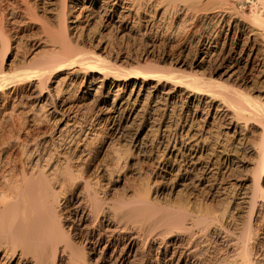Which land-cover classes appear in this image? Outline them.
<instances>
[{
	"label": "bare ground",
	"instance_id": "obj_1",
	"mask_svg": "<svg viewBox=\"0 0 264 264\" xmlns=\"http://www.w3.org/2000/svg\"><path fill=\"white\" fill-rule=\"evenodd\" d=\"M13 10L43 35L23 57L33 66L11 73L12 48L26 39L11 35ZM216 20L246 26L254 42L242 76L227 58L231 73L264 82V0H0V149L16 151L0 160V264H198L223 240L234 255L214 264H260L264 91L202 69L222 29L198 35L190 72L140 64L152 47L126 66L115 54L117 39L143 29ZM31 110L51 128L31 132L20 117Z\"/></svg>",
	"mask_w": 264,
	"mask_h": 264
},
{
	"label": "rangeland",
	"instance_id": "obj_2",
	"mask_svg": "<svg viewBox=\"0 0 264 264\" xmlns=\"http://www.w3.org/2000/svg\"><path fill=\"white\" fill-rule=\"evenodd\" d=\"M21 7H24L23 5H20ZM16 10V9H15ZM52 10V9H51ZM14 11V10H13ZM53 11V10H52ZM17 13V14H16ZM40 13L41 14H43V15H45V13L48 15V16H50L52 13H55V12H49L48 10L44 13L42 10H40ZM10 15H8V18H10V19H14L15 18V20H16V22L14 23L15 24V26H14V24H11L10 26V29H11V35L13 36V37H17L18 38V36H21V37H19V38H22V40L24 41V39H25V41H24V43L22 42V44H21V46L20 47H18V48H16V49H14V48H12L13 50H12V53H11V56H10V60H12V64H11V66H9V68H7V71H9V72H11L12 70H14V69H16V67H17V69L19 68V67H21V69H22V67L23 68H26L29 64V66L30 67H32L33 65L31 64V62H33V60L34 59H32L31 57L33 56V54L31 55V57L29 56V58L32 60H30V59H28V60H30L31 62L30 63H28V62H26L25 64H24V59H23V57L25 56V55H29L31 52H32V49L33 48H31V47H33L32 46V41H31V39H32V37L33 36H37V35H39L40 34V36H41V34L43 35V31L40 29V31H37V28H38V26H37V28H35V29H32L34 32H32V31H30L31 29H26V27L24 28V25H19L18 23H20V22H18L19 20V13H18V11L17 12H12V11H10V13H9ZM16 15V16H15ZM18 16V17H17ZM51 17H53L52 15H51ZM54 18V17H53ZM247 19V20H246ZM251 19V17L249 16V15H246L245 16V20L247 21V22H249V20ZM51 20V22L53 23V26H50V28H51V30L52 31H58L57 30V25H56V23L54 22L55 20L54 19H50ZM54 20V21H53ZM45 20L43 19V18H41V20L38 22L39 24V26L40 25H42L43 24V22H44ZM217 21V20H216ZM131 22H132V19H131ZM218 23V25H216ZM217 23L215 22V24L213 25V24H211V25H206V24H204V25H202L201 23H200V25L199 24H197V26H194V25H192L190 22L188 23L187 22V24H188V26L190 25V27H188L187 26V24H185V25H181L179 28L178 27H176V29H175V27H173V28H170L169 30L167 29H158V28H148V29H146V30H142L143 32H145V33H143V35H131L130 37L128 36V37H125V38H119V41H118V39L116 40V44H115V48L117 49H115L116 51H115V54H117V53H123V54H121V56L119 55V57L120 58H124V60H121V65H122V62H123V66H126V63H127V61L126 60H128L129 62H135L136 61V59H138V54L140 55V57L139 58H141V57H145V55H144V52L146 51V50H144V49H147V52L149 51V49L151 48L152 50H150L149 51V54L147 55L148 56V58H150V59H152V60H150V59H148L147 58V56L145 57V58H147V60L149 61V62H145V61H141L140 62V64H151L152 63V65L153 64H155V61H156V63L161 67V69L160 70H169V69H172V68H174V69H176V68H178V69H181V71L183 70L182 68H186V70H185V72L186 71H189L190 70V63H192L193 61H194V59L193 58H196L195 57V51L194 50H196V42H195V40H197V37H198V35L199 34H204V33H207V32H209V31H211V30H220V29H222V28H220L221 26L219 25V22L217 21ZM14 28H13V27ZM185 26V27H184ZM192 26H194V27H192ZM201 26V27H200ZM203 26V27H202ZM217 26V27H216ZM228 25H226V26H224L223 27V29H222V31H221V33H220V36H219V42L217 43L218 45H217V47H216V51H215V53L213 52L211 55H209V58H211L208 62H206L204 65H206L205 67H203L202 69H208L207 71L208 72H211L212 74H213V76L216 78V79H219V80H221V81H223V82H225V83H228L229 84V82H230V84H231V86L233 85V79L235 80V79H237V85H236V83H234V85L235 86H232V87H236V86H241L240 88H243V89H241V91L243 90V91H245L246 92V89L245 88H247V93L248 92H250L251 94H253L254 92V94L255 95H260V92H262V91H264V82L262 81V79L260 78V76H258V74L256 73V72H254V71H252L253 73H255V74H250V75H248L249 77L245 80L244 79V83L242 82V71L245 69V64H246V59H248V57H249V52H250V50L252 49V46L254 45V42H253V40H252V38H250L251 36L250 35H248V34H250L249 32V29H247L246 28V26H240V27H234V29L232 28H230L231 29V31L230 30H228V27H227ZM21 27V28H20ZM56 27V28H55ZM214 27V28H213ZM219 27V28H218ZM181 28V29H180ZM211 28V29H210ZM13 29V30H12ZM20 29V30H19ZM149 29H151V30H149ZM154 29V30H153ZM196 29V30H195ZM15 30V31H14ZM154 31V33L155 34H157V37H156V39H154V37H153V31ZM158 30V31H157ZM162 30V32H160ZM165 30V31H164ZM178 30H180V31H178ZM209 30V31H208ZM233 30V31H232ZM247 30V31H246ZM28 31V32H27ZM158 33H157V32ZM167 31H168V33H167ZM177 31V32H176ZM192 31V32H191ZM197 32V33H195L194 34V32ZM23 32V33H22ZM38 32V33H37ZM163 32H165V34H167V35H165V36H163L164 35V33ZM202 32V33H201ZM16 33V34H15ZM29 33V34H28ZM33 34L34 33V35H31V34ZM148 33V34H147ZM24 34V35H23ZM153 34V35H152ZM161 34V35H160ZM169 34L171 35V36H169ZM176 34V35H175ZM182 34V35H181ZM193 34V40L191 39L192 38V36L191 35ZM226 34V35H225ZM15 35V36H14ZM23 35V36H22ZM29 36V37H31V38H27V36ZM150 35V36H149ZM231 35V36H230ZM136 36V37H135ZM139 36V37H138ZM140 36H143V38L142 37H140ZM147 36H148V38H147ZM169 36V37H168ZM189 36H191L190 38H189ZM39 37V36H38ZM161 37V38H160ZM164 37H165V39H164ZM234 37V38H233ZM128 38H129V40L130 41H128ZM135 38V40H133ZM142 38V39H141ZM147 38V39H146ZM175 38V39H174ZM164 39V40H163ZM191 39V41H189ZM121 40V41H120ZM122 40H123V42H122ZM141 40H142V42H141ZM167 40V41H166ZM233 40V41H232ZM135 43H133V42ZM146 41V42H145ZM153 41V42H152ZM188 41H189V43H188ZM225 41V42H224ZM14 42V41H13ZM29 42V44H27ZM122 42V43H121ZM126 42V43H125ZM137 42V43H136ZM139 42V43H138ZM150 42V43H149ZM183 42V43H182ZM245 42V43H244ZM28 45H26V44ZM118 43V44H117ZM120 43V44H119ZM131 43V44H130ZM188 43V44H187ZM243 43H244V45H243ZM24 44V45H23ZM122 44V45H121ZM126 44H127V46H126ZM137 44H139V45H137ZM141 44V45H140ZM145 44H147L146 46H145ZM153 44H155V45H153ZM191 44V45H190ZM194 44H195V46H194ZM241 44V45H240ZM27 47H26V46ZM121 45V46H120ZM224 45V46H223ZM13 46H15V44L13 45ZM120 46V47H119ZM139 46V47H138ZM154 46V47H153ZM174 46V47H173ZM243 46H244V48H243ZM119 47V48H118ZM123 49H122V48ZM128 47H130V48H128ZM161 47V48H160ZM189 47V48H188ZM128 48V49H127ZM135 50H134V49ZM140 48V49H139ZM144 48V49H143ZM157 48V49H156ZM191 48V49H190ZM137 49V50H136ZM190 49V50H189ZM228 49V50H227ZM45 50L47 51V49H40V52L39 53H44L45 52ZM119 50V51H118ZM144 50V51H143ZM158 50V51H157ZM193 50V51H192ZM221 50V51H220ZM138 51V52H137ZM192 51V52H191ZM230 51V52H229ZM130 54H129V53ZM134 52V53H133ZM182 52V53H181ZM184 52V53H183ZM157 53V54H156ZM187 53V54H186ZM190 53V54H189ZM248 53V54H247ZM126 54H127V57H126ZM137 54V55H136ZM162 54V55H161ZM125 55V56H124ZM128 55H129V57H128ZM224 55V56H223ZM228 55V56H227ZM238 55V56H237ZM14 56V57H13ZM152 58H151V57ZM157 56V57H156ZM194 56V57H193ZM221 56V57H220ZM223 56V57H222ZM226 56V57H225ZM133 57V58H132ZM137 57V58H136ZM200 57V56H199ZM198 57V58H199ZM219 57V58H218ZM34 58H38V56L37 55H35L34 54ZM161 58V59H160ZM213 58V59H212ZM222 58V59H221ZM227 58H236L237 60V64H235V67H240V69H238L237 68V71H238V73L241 75H239L238 73H237V75L236 74H232L231 73V68L229 67V66H227L228 65V60H227ZM250 58V57H249ZM154 59H155V61H154ZM160 59V60H159ZM163 59H164V61H163ZM186 59V60H185ZM218 59V60H217ZM223 59H224V61H223ZM245 59V60H244ZM2 60H3V58H1L0 59V64H1V62H2ZM27 60V61H28ZM135 60V61H134ZM177 60V61H176ZM221 60V61H220ZM227 60V61H226ZM22 61V62H21ZM158 61H160V62H158ZM188 61V62H187ZM183 62V63H182ZM180 63H181V65H180ZM185 63H186V65H185ZM188 63V64H187ZM225 63V64H224ZM125 64V65H124ZM156 64V65H157ZM227 64V65H226ZM244 64V65H243ZM182 67H180V66ZM28 66V67H29ZM155 66V65H154ZM184 66H186V67H184ZM29 67V68H30ZM158 67V66H157ZM159 68V67H158ZM229 68V69H228ZM244 68V69H243ZM205 69V70H206ZM184 71V70H183ZM240 71V72H239ZM190 72V71H189ZM12 73V72H11ZM14 73V72H13ZM242 73V74H241ZM231 74V75H230ZM235 75L236 77L234 78L233 76ZM252 75H254V76H252ZM240 76V77H239ZM250 78V79H249ZM230 80V81H229ZM252 80V81H251ZM232 81V82H231ZM241 81V82H240ZM240 83V85H238ZM246 84V85H245ZM243 86V87H242ZM238 87V88H239ZM254 90V91H253ZM259 91V92H258ZM29 107V109L31 108L30 106H28ZM28 107L26 106L25 108H27L28 109ZM30 113H32V110H31V112H29V113H26V114H23V115H21L20 117H21V121L23 122V123H25V125L28 127V128H30L31 129V132H34V133H36V128H42L41 130H43V131H45V130H48L49 128H51V125L50 124H48L47 123V121H46V118H44L43 116H42V114H40V115H36V119H37V122H39L38 120H40V122H41V124H38L37 122H32L31 120H30V116H31V114ZM26 117H25V116ZM38 116H40V117H38ZM25 118V119H24ZM27 118V119H26ZM32 118V117H31ZM42 120V121H41ZM32 123V124H31ZM37 126V127H36ZM34 130V131H33ZM25 135V133H23V136ZM26 136V135H25ZM24 136V137H25ZM105 136L104 135H101V138L103 139ZM102 139H96V140H94V145L92 146V147H95V148H97V147H99L100 145H101V142H102ZM116 143V142H115ZM114 146V145H113ZM116 146H118V145H115V147L113 148V149H116L117 147ZM8 146H6V147H4V149H0V160L1 161H3V162H7L8 163V161L7 160H9V159H11L10 157H12V155H16L15 153H16V151H14V150H11L12 148L10 147V148H7ZM122 149V148H121ZM4 151V152H3ZM123 151V150H122ZM14 152V153H13ZM125 152V151H124ZM123 152V156H124V158H129V159H131V160H134L135 161V163L138 165V166H141L142 168H144L145 170H147V169H149L150 167H149V165L148 164H146V163H143V162H139L138 161V155H136V153L135 152H127V153H124ZM11 153V154H10ZM10 156V157H9ZM7 157V158H6ZM9 157V158H8ZM6 160H5V159ZM2 162V163H3ZM5 163H3L4 165H6ZM171 200L173 201V202H176V203H178L179 202V198L176 196V195H173L172 196V198H171ZM214 205V206H213ZM218 205L219 204H212V206L213 207H215V208H218ZM217 206V207H216ZM220 207V206H219ZM263 240H264V238H263ZM221 241V240H220ZM224 241V242H223ZM223 241H221V242H219V244L217 245V250L216 251H214L212 254H210L209 255V258H208V256H205L206 257V259L204 258V256L203 257H201L202 259H203V261H207L208 259H210V262L209 261H207L206 263H209V264H211L212 263V261H213V264L215 263V262H218L219 261V259L223 256V257H227V253H228V255H230V256H228L229 258L230 257H232L231 255L233 254L234 255V250H233V246L231 245V242H230V244H229V242L227 241V240H223ZM225 242H227V244L225 245ZM229 244V246H227ZM262 245H264V241H263V244ZM222 246V247H221ZM223 246H225V247H223ZM227 246V247H226ZM264 246H262V251L260 252V255H259V259H260V264H262V260H263V264H264V255H263V253H264V248H263ZM221 250H220V249ZM231 252H229V251ZM228 251V252H227ZM217 252H218V254H217ZM230 253V254H229ZM213 255V256H212ZM225 255V256H224ZM221 256V257H220ZM263 256V257H262ZM222 257V258H223ZM208 258V259H207ZM217 258H218V261H216L217 260ZM202 259H200V261H199V263L202 261ZM215 261H214V260ZM202 261V263L204 264V262ZM238 263L240 262V261H237ZM198 263V264H199ZM201 263V264H202ZM205 263V264H206ZM234 263H236V261L234 262Z\"/></svg>",
	"mask_w": 264,
	"mask_h": 264
}]
</instances>
